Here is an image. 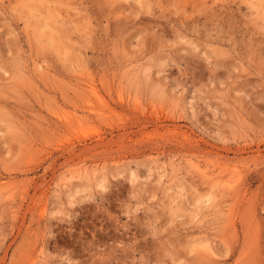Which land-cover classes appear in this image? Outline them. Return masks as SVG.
<instances>
[{
    "label": "rangeland",
    "instance_id": "1",
    "mask_svg": "<svg viewBox=\"0 0 264 264\" xmlns=\"http://www.w3.org/2000/svg\"><path fill=\"white\" fill-rule=\"evenodd\" d=\"M0 264H264V0H0Z\"/></svg>",
    "mask_w": 264,
    "mask_h": 264
},
{
    "label": "bare ground",
    "instance_id": "2",
    "mask_svg": "<svg viewBox=\"0 0 264 264\" xmlns=\"http://www.w3.org/2000/svg\"><path fill=\"white\" fill-rule=\"evenodd\" d=\"M39 3H40V2H39ZM37 4H38V3H37ZM40 4H41V3H40ZM31 7H32V9L34 8V10H35V9L39 10V8H38V7H39V4H38V5H35V6L32 4ZM47 17L50 18L49 16H47ZM47 17H45V18H47ZM55 20H56V19H55ZM57 22H58V21H57ZM56 30H57V28L54 27L53 29L50 30V31H51V32H49L50 34L47 35L50 41H54V39H55V34H56ZM42 35H44V33H43ZM56 36H57V35H56Z\"/></svg>",
    "mask_w": 264,
    "mask_h": 264
}]
</instances>
